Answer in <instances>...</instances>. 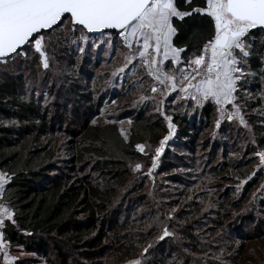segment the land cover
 I'll list each match as a JSON object with an SVG mask.
<instances>
[{"label":"trees","instance_id":"obj_1","mask_svg":"<svg viewBox=\"0 0 264 264\" xmlns=\"http://www.w3.org/2000/svg\"><path fill=\"white\" fill-rule=\"evenodd\" d=\"M175 3L180 11L205 6V0ZM209 20L195 13L173 18L172 42L184 49L182 64L211 36ZM83 32L89 38L110 34L122 43L117 30ZM248 42V70L238 81L235 103L242 104L264 147V109L260 115L254 111L264 107V32L253 30ZM27 66L28 79L22 66L16 73L0 68V170L10 177L3 199L13 211L4 233L13 246L37 255L17 264H121L141 254L145 264H264V224L247 233L231 221L264 178L254 155L259 147L240 143L232 123L217 122L219 105L176 92L165 97L162 112L149 102L136 105L128 111L126 139L115 122H94L102 95L85 94L78 75L68 76L69 90L58 73L42 77L37 61ZM85 66L87 82L93 81L95 68ZM166 67L174 69L170 61ZM32 82L37 87L28 89ZM131 89L124 88L121 97ZM168 117L178 136L175 145L186 155L178 149L149 171L169 133ZM139 143L146 152L137 149ZM240 181L245 185L239 192L226 186Z\"/></svg>","mask_w":264,"mask_h":264},{"label":"snow or ice","instance_id":"obj_2","mask_svg":"<svg viewBox=\"0 0 264 264\" xmlns=\"http://www.w3.org/2000/svg\"><path fill=\"white\" fill-rule=\"evenodd\" d=\"M191 2L183 0L188 5ZM193 13L210 18L212 34L198 55L183 61L184 67L175 70L181 74L179 91L197 103L212 100L222 112L225 105L231 104L236 109L234 114L239 116L235 93L251 55L248 37L253 30L264 32V0H205L204 7L197 6L191 11L178 10L175 0H0V58L24 54L23 46L33 43L43 57L45 30L60 28L65 21L72 30L113 29L129 47L135 41L136 54L156 80L169 82L171 91L177 88L176 78L163 72L160 65L169 58L172 64H181L180 54L184 51L172 42L177 31L172 20ZM44 66L47 67L46 60ZM136 147L143 152L145 146ZM156 153L159 155L160 148ZM258 155L264 162V153ZM135 167L139 169L141 165ZM12 215L0 205V226L5 217L11 220ZM3 247L0 243V249Z\"/></svg>","mask_w":264,"mask_h":264},{"label":"rangeland","instance_id":"obj_3","mask_svg":"<svg viewBox=\"0 0 264 264\" xmlns=\"http://www.w3.org/2000/svg\"><path fill=\"white\" fill-rule=\"evenodd\" d=\"M121 39L122 43L117 44L115 41L113 42V38L110 34L98 38H89L79 27L72 30L69 22L65 21V25L57 28L52 33L44 34L42 47V51L44 52L43 57L35 50L33 43V45H28L27 50H23L24 54L9 58H0V68L3 66V69L8 68L9 71L16 73L20 70V66H22L25 68L23 69V71L26 72L25 78L28 79L31 75V69L27 66V63L37 61V72H39L42 77L47 74V71L58 73L61 78L58 82L63 83L65 89L69 90L72 86L68 76L74 77L78 75L80 78L76 83H79L85 94L92 92L96 98L102 95L103 99L100 106L95 108L96 113L93 116L94 122L98 124H104L109 121L115 122L118 124L122 135L128 139L132 125V117L128 114V111L134 110L136 105L141 107L149 102L155 111L159 110L162 112V105L167 95H171L174 92L180 95L182 94L179 89L169 91L168 84H165V82L161 83L155 79V76L150 72L148 66L145 65L143 60L136 54L135 49L138 45L135 41L132 43L131 47H129L123 37H121ZM45 60L47 61V67L44 66ZM88 61H91L92 65H90L92 68H95V70L93 69L94 75L97 76L90 82L86 80L88 72L84 69V63ZM96 62L98 63L97 67H95ZM166 62L167 61H164L162 70L168 75H174L176 81L180 84V74L174 71L172 67H166ZM85 67L87 69L91 68L87 65ZM247 70L246 65H244V71ZM262 81H264V77ZM27 87L28 89H33L36 88L37 85L32 82L29 83ZM129 87H132V89L127 90L125 96L121 97L122 94L120 95V93H125L124 88L127 89ZM154 88L156 89L155 91H153ZM246 91L247 93L249 92V97L251 95L249 89ZM39 93L40 90L38 89V94ZM43 94H45V92ZM78 95L79 94L72 95L70 99L75 100L78 98ZM182 96L190 98L188 96ZM46 101L48 103V100ZM47 103H43V105ZM228 105L229 107H227ZM228 105H225V110L218 114L217 122L221 125L223 123L222 120L225 119L224 121H227V123H232L235 126L234 132H239L240 143H243V145H247V143L252 145L256 144L257 147H259L254 152V155L258 160L257 168L262 170L264 174V162L260 160L258 155V153H264V147L258 146L259 136L254 129L253 123H251L249 117L243 113L242 104H236L239 109V116L234 114L236 109H234L231 104ZM255 109V113L259 114L260 111H263L264 107ZM230 115L232 116L231 120L228 119ZM168 124L170 130L167 139H164L163 144L160 143L159 146L156 147V149L160 148V153L157 155L155 149L153 156L155 157V167H153L152 158L151 164L148 166L149 171H156L159 169L163 161L172 158L173 153L175 154L178 149L180 155H186L182 147L175 145L178 136L174 125L169 119ZM237 129L239 130L236 131ZM139 144L145 146L143 152H146L148 147L143 143ZM169 151L172 155H168ZM5 175L8 177L9 182L10 177L6 173ZM244 185L245 181H240L239 183L227 184L226 186L231 187L234 192H239ZM3 195L4 194L0 192V205L6 207L13 214L11 207L4 202ZM249 217H251V220H248ZM6 220L9 219L5 217L3 225L0 226V243L4 245V247L0 249L2 264H17L18 260L37 256L36 254L27 252L22 247H15L11 244L4 233ZM231 221H233L234 227L241 226L245 228L247 233H253L255 230L260 231L261 226L258 229L259 226H257V222H260L261 225L264 224V178L260 186L253 191L250 199L245 205L232 214ZM256 246L257 243L254 246L251 244L249 246V251H253V248H258ZM145 261V257L141 254L121 264H145Z\"/></svg>","mask_w":264,"mask_h":264},{"label":"crops","instance_id":"obj_4","mask_svg":"<svg viewBox=\"0 0 264 264\" xmlns=\"http://www.w3.org/2000/svg\"><path fill=\"white\" fill-rule=\"evenodd\" d=\"M181 55H182V52H181V54H180V59H181V61H182V57H181ZM166 61H170L171 62V59L169 58V60H166ZM173 65V67H174V71L177 69V68H183L184 67V64H179V65H175V64H172ZM161 67V69L163 68L162 67V65L160 66ZM173 69V68H172ZM163 72H164V70H163ZM179 73V72H178ZM180 74V73H179ZM162 79H163V77H162ZM179 80H181V74H180V77H179ZM177 82V81H176ZM165 84H168V86L170 87V85H169V82L168 81H165ZM181 85L177 82V88L176 89H179V87H180ZM181 94L182 95H184V96H186L184 93H182L181 92ZM0 179H2V181H3V186H2V188H0V192H2L3 193V191H4V188H5V186H6V184H7V182H8V177L5 175V173L3 172V171H1L0 170Z\"/></svg>","mask_w":264,"mask_h":264},{"label":"water","instance_id":"obj_5","mask_svg":"<svg viewBox=\"0 0 264 264\" xmlns=\"http://www.w3.org/2000/svg\"><path fill=\"white\" fill-rule=\"evenodd\" d=\"M106 30H113V29H105V30H99V31H92V32H89V33L96 34V33H100V32L106 31ZM45 31H47V30H45Z\"/></svg>","mask_w":264,"mask_h":264}]
</instances>
